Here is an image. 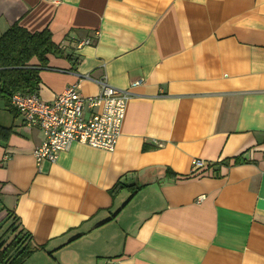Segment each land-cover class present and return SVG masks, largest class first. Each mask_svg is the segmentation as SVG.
<instances>
[{"label":"crops","instance_id":"1","mask_svg":"<svg viewBox=\"0 0 264 264\" xmlns=\"http://www.w3.org/2000/svg\"><path fill=\"white\" fill-rule=\"evenodd\" d=\"M13 23L58 44L41 100L103 76L131 92L113 151L74 142L40 170V130L0 96L22 264H264V0H0Z\"/></svg>","mask_w":264,"mask_h":264},{"label":"built area","instance_id":"2","mask_svg":"<svg viewBox=\"0 0 264 264\" xmlns=\"http://www.w3.org/2000/svg\"><path fill=\"white\" fill-rule=\"evenodd\" d=\"M89 42L85 40L78 46ZM98 84L99 90L94 95H83L77 83L69 84L51 102L41 100L37 92L6 93L10 104L22 115L24 124L37 127L42 134V141L32 153L38 170L42 161L54 162L58 154L68 150L74 142L114 150L131 92L113 87L104 76ZM135 84L137 82L132 83ZM204 164L201 159L192 160L194 168ZM202 199L200 196L198 201Z\"/></svg>","mask_w":264,"mask_h":264},{"label":"trees","instance_id":"3","mask_svg":"<svg viewBox=\"0 0 264 264\" xmlns=\"http://www.w3.org/2000/svg\"><path fill=\"white\" fill-rule=\"evenodd\" d=\"M58 52L47 27L31 32L13 23L0 35V96L7 105L6 93L36 92L39 70L46 66L48 55ZM1 217L0 221L8 223L0 232V264H22L37 248L30 244L28 232L14 214L6 210Z\"/></svg>","mask_w":264,"mask_h":264},{"label":"rangeland","instance_id":"4","mask_svg":"<svg viewBox=\"0 0 264 264\" xmlns=\"http://www.w3.org/2000/svg\"><path fill=\"white\" fill-rule=\"evenodd\" d=\"M1 209H2V204L0 203V220H1V216H3V213H1ZM7 221H5L4 219L2 220V221H0V232H1V230L3 229L4 230V228L6 227V225H7Z\"/></svg>","mask_w":264,"mask_h":264}]
</instances>
